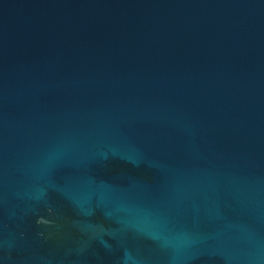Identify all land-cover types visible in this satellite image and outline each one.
<instances>
[{
  "label": "water",
  "instance_id": "obj_1",
  "mask_svg": "<svg viewBox=\"0 0 264 264\" xmlns=\"http://www.w3.org/2000/svg\"><path fill=\"white\" fill-rule=\"evenodd\" d=\"M0 264H264V0H0Z\"/></svg>",
  "mask_w": 264,
  "mask_h": 264
}]
</instances>
